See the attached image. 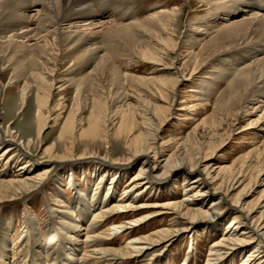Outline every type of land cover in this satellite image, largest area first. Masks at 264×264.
<instances>
[{
	"label": "bare ground",
	"instance_id": "6f19581e",
	"mask_svg": "<svg viewBox=\"0 0 264 264\" xmlns=\"http://www.w3.org/2000/svg\"><path fill=\"white\" fill-rule=\"evenodd\" d=\"M256 1L203 2L207 7L206 14L198 21L189 19L186 34L182 39L184 46L180 48V55L186 52L188 46L190 48L187 53L190 58L188 60L193 61L190 76L207 60L200 59L198 57L200 54L196 55V52L192 51L197 45L200 46L201 54H207L206 58L216 57L225 52L235 54L232 56L234 58L228 56L230 60L216 57L217 65L213 67L211 76L226 83L217 99L218 103H223L225 106H230L229 104L233 102L264 103V0L259 4ZM27 8H29L28 13L32 10L35 14L31 16L25 14ZM176 13V8L162 10L139 22L117 25L110 21L96 20V14L88 0H0V39L4 41L7 49V53L5 52L4 55L2 53L0 56V73L5 69L1 67L2 62H7L15 72L21 71L24 77H31L37 89V115L33 122L30 121L35 133L32 132L33 135L27 136L26 142L23 143L24 148L19 144L22 139L18 132H14L11 128L16 122L10 121L8 126L1 127L0 114V161L12 165H9L8 175L3 168L0 170V202L26 197L41 189L56 163L77 164L75 167H68L71 187L75 182L74 170L80 168L78 165L89 162L90 158H97L95 159L97 166L91 168V172L98 171L100 181L114 173L116 174L113 176L114 181L121 172H127L129 176L127 188L117 201L108 197L109 194H113V186L109 188L113 190L111 192L108 190L103 197L98 196L96 192L89 194L77 192V208L80 215L78 219L73 217V212H70L66 204L59 207V211L50 209L54 217L50 219V229L45 241L39 237L35 219L28 216L24 220L26 235L18 236L22 246L17 252L10 250L9 228L6 229L7 226L0 221V264H116L117 262L130 264L149 254V251H157L161 245L166 249L180 234L193 235L201 228L206 230L213 228L217 222L220 223L228 208L234 212L232 221L224 236L208 248L206 264H222L227 261L226 259L236 255L245 256L241 264H264V207L259 210L244 206L242 204L244 189L232 199L231 191L236 189L238 178L235 175L228 179L213 177L212 172H220V169L214 170V165L206 162L208 156L200 160L199 156L202 152L199 149L196 155L179 157L173 153L163 160L159 152V131L166 123L171 106L145 102L141 100L142 91L133 90L129 94L125 92L123 85H119L122 77L125 81L129 77L120 76L118 68L113 63V59L116 55L119 57V54L113 49L114 45L110 38L124 39L138 57L167 69L168 66L163 63L165 53L163 47H169L173 52L176 50L179 37L175 40L171 37L163 39L160 34H166L168 30L173 34L171 29L176 23ZM34 22L36 27H33ZM105 30L110 35L99 42L98 39ZM156 33L159 35L156 37L160 48L154 50L143 45L145 42H142L141 35H156ZM49 36L53 37L60 51H64V55L73 58V69L67 75L50 82L45 76V71L49 67L46 64L51 62L46 50L41 48V52L32 54L29 48L16 43L23 40L36 41L35 39L40 38L46 42ZM207 36L211 38L200 44ZM31 46L35 48V45ZM247 59L251 62L244 65ZM240 65L244 66L236 70ZM103 76L109 79L116 90L112 96V104L119 105L115 110V115L119 117L118 126L112 138L108 134L110 124L106 115L109 108H106V102L98 98L101 96L100 91L104 89L100 84ZM17 79L15 76L11 77L12 82ZM178 82L179 79H176L170 83L172 90ZM66 83H68L66 87H75V107L66 117L55 144L44 149L40 160L46 165H41L42 167L39 168L27 153L32 152L37 156L39 146L44 143L42 132L50 118L47 105L51 93L64 90ZM143 83V87L156 96L157 101L164 103L168 89L167 80L149 79L144 80ZM133 85L136 89L137 84L134 82ZM209 87L207 81H200L197 93L200 94V89L206 90ZM3 88L0 83V108ZM29 91L30 85L25 81L20 90L21 107L25 104ZM86 93H91L96 103L86 120V127H80L78 130L82 124V121L78 120L81 114L79 111L86 108L84 101ZM132 95H135V98ZM130 101L133 103L131 104ZM20 108L15 113L12 112L13 115L9 112L10 120L21 112ZM60 114L55 117L54 124L58 122ZM258 133H264V124ZM78 143H82L85 148L81 151V155L76 156L75 152L80 145ZM102 145H105L107 150L112 148L117 156L113 157L115 155L110 154L109 151H104V155L99 156L98 151L87 150L89 147L100 149ZM220 146L211 145L210 149L208 147L209 153L212 155ZM15 157L17 160L12 163ZM21 161L24 162L18 164ZM16 165L19 167L10 177ZM192 173L198 175L191 184L185 186L186 195L182 200L176 199L167 203H149L150 201L140 200V196L150 182L169 178L174 180L176 179L174 174L182 175L181 178L186 181ZM86 174L87 172L82 173V175ZM61 177L62 175H59L58 179L60 180ZM91 179L95 178L91 176ZM214 197L216 198L212 199ZM224 199L229 202V207L222 204ZM208 202V206H204ZM113 217L120 219L122 217L123 221H115L116 223H112L106 229L97 231L106 220ZM156 218H169L171 223L168 227L157 230L155 234L133 236L134 238L127 239L123 245L119 244L117 247L104 244L113 237L133 232ZM58 219L60 223L56 222ZM239 230L241 232H238ZM83 233L86 237L80 243L79 237ZM83 244L86 246L83 247ZM9 253L13 258L8 257ZM14 256H17V259H14ZM159 256L162 255H151V261L156 258L154 261L157 262ZM24 257H28L29 260Z\"/></svg>",
	"mask_w": 264,
	"mask_h": 264
},
{
	"label": "rangeland",
	"instance_id": "374dc122",
	"mask_svg": "<svg viewBox=\"0 0 264 264\" xmlns=\"http://www.w3.org/2000/svg\"><path fill=\"white\" fill-rule=\"evenodd\" d=\"M216 1L219 2L229 0H88V3L93 12L96 14V20L110 21L117 25L139 22L151 15L157 14L162 10H172L176 8V23H174L171 29L173 34H171L172 32L169 30L166 34H160L163 39L171 37L175 40L176 37H179L177 40L178 45L175 48L176 50L173 52L169 47H163V50H165L163 63L168 66L167 69H163L158 65L147 62L146 59L138 57L135 54L136 52L131 49L129 44L124 39L116 37L110 38V41L114 45L113 49L117 50L119 54V57L116 55V58L113 59V63L115 67L118 68L117 70H119L120 76L126 75L129 77L127 81H125L122 77L123 80L121 79L119 85H123L122 87L125 88V92L127 91L126 93L129 94L132 93L131 91L133 90L142 91L140 92L141 100L145 102L171 106V111L170 114L167 115L166 123H164L163 127L159 131V152L161 153L163 160L167 159L168 156L173 153L179 157H184L190 154L196 155L197 149L201 150L202 153L199 156L200 160H203L205 159V156H208L209 159L206 162L212 163V165H214V170L217 168L220 169V172H212L213 177H219L220 179L225 177L228 179L232 175H235L236 178H238L239 181L235 186L236 189L231 191V198H236V196H238L244 189L245 191L242 193V204L248 208L254 207L255 209L260 210L264 207V133L262 134L258 132L264 124V103H259V101H252L247 104L233 102L229 104L230 106H225V104L217 102L219 97L218 95L225 88L226 83L215 80L211 77L213 74L212 72L214 71L213 67L217 65V58H227L230 60L231 58L228 56L232 57L235 55L234 53L225 52L216 56L217 58L215 56L212 58H206V53H200V46H195L192 51L194 53L196 52V55L199 53L200 55L198 57L200 59L207 60H205V63L201 68L190 76V72L193 68V61L188 60L190 58H188L187 54L190 51V48L187 46L185 49L186 52H184L183 55H180L179 52L184 46L182 39L186 34L188 28L187 24L189 21L200 20L207 12V7L204 3H213ZM257 1V4H259L263 0ZM28 11L29 8H27V12L25 14H29L30 16L35 14L32 10L29 13ZM210 20L213 19L210 18ZM215 21L218 22L220 20ZM33 27H36L35 22L33 23ZM109 35L110 34H107V31L105 30L101 33L98 39L99 42L102 41L104 37H109ZM157 35V33L156 35H141V40H143L142 42H145L143 45H147L149 48L154 50H156L157 47L160 48V45L158 44L159 41L156 37ZM210 38L211 36L204 37L200 44L207 42ZM35 40L36 41L23 40L17 41L16 43L17 45H24L29 48L30 53L32 54L35 52H41V48L46 50V53L48 54L47 57L51 61L46 64V66H49L45 71L47 81L50 82L55 78H61L73 69L72 56L64 55V51H60L53 37L49 36L46 42L43 41V38ZM3 42L4 41L0 39V56H2V53L4 55L7 50L5 49L6 46ZM31 45H35V48H32L33 46ZM250 62V59H247L244 65L249 64ZM243 66L240 65L236 68V70ZM1 67L5 68L2 73H0V83L4 87L2 93V105L0 108V114L2 116L1 127H6L10 121H15L16 124L11 128L14 129V132H18V135L22 139L19 144L24 148L23 143L26 142L29 136L35 133L33 130L34 128L30 125V121L33 122L34 117L37 115L36 84L33 82L31 77H24L23 72H15L7 62H2ZM182 69H184V72H182ZM12 76L18 78L17 81L12 82ZM149 79L167 80L166 86H168L166 88L168 89H166L167 96L164 103L157 101L155 99L156 96H153V94L149 93V91L143 87V81ZM176 79H179V82L174 90H172L170 83ZM203 80L207 81L210 87L206 90L200 89L201 93L199 94L197 93L199 89V82ZM25 81L29 83L30 91L25 104L21 107L19 99L20 90ZM134 82L137 84L136 89H134ZM100 84L101 86H104V89L100 91L101 96L99 95L100 97L98 98H101L103 102H106V108H109L107 110L108 114L106 115H108V123L110 124L108 134L109 137L112 138L115 134V129L118 126L117 124L119 121L118 115H115V110L119 105L115 106L112 104V96L116 90L106 76H103ZM66 85H68V83L64 85V90L58 92L52 91L51 93V97L47 105L50 110L48 115L50 118L47 126L42 132V139L44 140V143L39 146L36 153L37 156L33 155L32 152H26L27 156L31 157L32 161H34L37 164L36 166L39 168L42 167L41 165H46L42 164L40 160V158L43 157L42 153L44 149L52 144H55L66 117L75 107V87H66ZM214 89L215 91H213ZM99 90H101V87ZM209 91L212 92L209 93ZM134 96L135 95H132V97ZM84 97L86 108H84L83 111H79L81 114L79 115L78 120L80 119L82 124L78 127V130L80 127H86V120L96 103L93 101L91 93H86ZM130 102L131 104L133 103L132 101ZM19 108L21 112L17 116L14 115L13 120H10L11 115H13L12 112L15 113ZM9 112L11 115H9ZM59 113L61 114L58 118V122L54 124V119ZM78 144L80 145H78L75 152L76 156L81 155V151L85 148L82 143ZM216 144L221 146L211 155V153H209V149L211 145L213 146ZM100 147V149L89 147L87 150L94 149L95 151H98L97 154L99 156L104 155V151H109L110 154L115 155L113 157L117 156V154L112 151V148L107 150L105 145ZM95 159L97 158H90L88 160L89 162L78 165L80 168L74 170L75 184L73 183V187L69 185L70 179L68 178V175L70 168L68 169V167H75L77 164L60 165L56 163L55 168L49 173L48 178L44 182L41 189L33 192L31 195H27L26 197H21L9 202H0V221L7 226L6 229L9 228L8 230L10 231V234L8 235V238L11 241L10 250L17 252L21 248L22 245L20 244L19 237L26 235L24 220L28 216L35 219V222L37 223L36 226L39 229V237L43 241H45L48 237L47 232L50 229V219L51 217H54L52 210L59 211V207L66 204V206L70 208V212H73V217L78 219L80 215L77 208V192L80 194L96 192L98 196L103 197L108 190L110 192L113 190L109 189L113 186V194H109L108 197L114 201L121 198L127 188L126 183L129 177L128 173L121 172V175H119L115 181L113 178V176L116 175L115 173L112 175L110 174V176H105V178L100 181V179H98L99 172H91V168L97 166V160ZM16 160L17 159L15 157L12 160V163H15ZM23 162L24 161H21L18 164ZM9 165L12 166L11 164L6 165L5 161L1 160L0 170L3 168L4 172H7L8 175V173H10ZM18 167L19 166L17 165L14 167L10 177L14 175L13 172ZM83 172H87V174L82 175ZM159 172H161V169ZM59 175H62L60 180L58 179ZM197 175L198 173H192L186 181L181 178L182 175L176 174L173 175L176 178L174 180L171 178L163 181L154 180L150 182L148 188L143 191L140 196V200L144 202L150 201L149 203H167L175 201L176 199L182 200L186 195L184 191L185 186L191 184ZM91 176L95 179H91ZM215 198L216 197L212 199ZM208 204L209 202L204 206H208ZM222 204L229 207V202L226 201V199L222 201ZM51 211L52 213H50ZM233 213L234 212L231 208H228L220 223L217 222L215 224V228L211 227L209 230L201 228L193 235L180 234L175 237L171 245L166 249L161 245L157 251H149V254L147 253L140 259L132 261L130 264H206L209 254L208 248H210L211 244L214 242L219 241L228 231L227 227L232 221ZM58 216L59 215L57 214V217ZM169 218L153 219L150 223L145 224L140 228H136L135 231L127 232L126 234H119L104 244L106 246L117 247L119 244L123 245L127 239L155 234L157 230L169 226L171 223ZM115 221H123V218L121 217L120 219V217H113L106 220L105 223L97 229V231L99 232L106 229L112 223H116ZM56 222L60 223L59 219L56 220ZM81 229H83V227ZM238 232H241V230ZM85 237L86 235L83 233V235L79 237V242L81 243L83 241L82 239ZM82 246L85 247L86 245L83 244ZM9 254L10 256L8 257L10 259L13 258V256L11 257V253ZM153 254L162 256H159L157 258V262H155L154 260L156 258L151 261V255ZM14 259H17V256H14ZM24 259L29 260L28 257H24ZM226 260L227 261L222 264H241L245 260V256L236 255ZM116 264L121 263L117 262Z\"/></svg>",
	"mask_w": 264,
	"mask_h": 264
}]
</instances>
